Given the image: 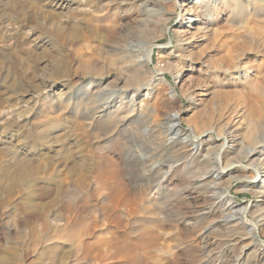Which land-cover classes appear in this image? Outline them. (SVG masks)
<instances>
[{"label":"rangeland","instance_id":"1","mask_svg":"<svg viewBox=\"0 0 264 264\" xmlns=\"http://www.w3.org/2000/svg\"><path fill=\"white\" fill-rule=\"evenodd\" d=\"M33 1L38 11H59L50 0ZM194 1L180 5L179 0H153L149 6L170 10V14L164 22L160 19L157 25H152L141 15L140 0H113L106 25L97 23L100 33L113 24L131 36L125 42L108 43L93 36L74 42L66 40L74 29L79 35L85 33L86 22L97 29L96 22L87 18L92 9L90 4L85 6L87 0H71V14H64L62 9L61 14L50 18L16 12L10 9L14 0H0V47L18 44L24 54L33 53L39 76L48 73L59 59L66 62L70 85L82 92L78 107L80 138L77 137L80 156L95 158L90 167L80 170L81 199L72 207L77 213L65 201L48 206V222L60 230L43 233L29 227L39 225L42 219L20 210L28 182L15 193L2 192L0 264H196L205 257L199 253L203 246L208 243L221 246L229 234L220 223L209 226L221 214L220 209L205 215L195 212L196 206L203 205L208 198L207 186L201 187L199 183L197 186L198 180L210 184L214 179L216 186L228 194L222 203L244 208L246 221L264 242V201L248 182L251 176L261 178L262 172L256 168L264 158V151L246 156V150L256 141L264 143V0H228L212 23L200 11L192 12ZM83 10L89 14L84 16ZM233 13L238 17L234 21ZM181 14L184 18L177 23ZM191 14L197 19L189 22ZM156 18L152 15L147 19ZM55 29L61 33L56 35ZM133 53L141 56L137 57L142 60L140 80L148 84V93L140 90L128 103H122L117 115L128 118L124 124L106 128L103 125L106 115L91 110L99 103V95L133 81L132 73L126 69ZM98 75H105L106 80L96 87L92 81ZM54 79L61 82L63 76L56 74ZM44 97L46 90L33 96L24 93L18 103L0 110V138L4 121L11 125L5 131L13 132L18 126L27 128L29 121L40 119L35 118V112L44 107L41 103ZM125 100L128 98L123 95L122 101ZM30 104L31 111L24 113ZM130 108L132 111L127 110ZM48 113L56 115L55 119L63 114L60 109ZM170 114H176L179 129L175 136L176 151L166 156L167 163L158 169L166 171L165 178L154 184L157 170L146 171L149 176H144L135 154L163 139L165 118ZM187 135L195 139L193 151L182 145ZM222 136L228 138L229 146L221 153V165L236 162L238 168L229 175L215 170L205 175L210 166L206 160L217 152ZM57 150L58 144L49 153L55 154ZM152 155L150 161L161 157L160 152ZM61 167L56 168H60L59 175L64 177L67 170ZM113 184L117 187L127 184L125 194L118 188H108ZM50 198L48 195L37 200ZM260 214L263 218L259 222ZM73 221L76 222L73 228H64L66 222ZM239 246L224 258L231 259ZM252 257H243L242 264H255ZM134 259H139L138 263Z\"/></svg>","mask_w":264,"mask_h":264},{"label":"bare ground","instance_id":"2","mask_svg":"<svg viewBox=\"0 0 264 264\" xmlns=\"http://www.w3.org/2000/svg\"><path fill=\"white\" fill-rule=\"evenodd\" d=\"M70 1L71 0H50V3H52L53 6L59 8V11L53 13H45L42 11H38L37 8L38 6L34 4L33 0H14V5L11 6L10 9H14L16 12L18 11L20 13L25 12L26 15L34 14V13L35 15L43 14L45 18H50L51 16L54 17L55 15L61 14L62 9H64L63 10L64 14L65 13L66 15L71 14L72 8L69 7ZM164 1H171V0H164ZM172 1H176V0H172ZM179 1H180V5H185L186 3L191 2L192 0H179ZM198 1L199 0L194 1L191 7L192 12L194 13L196 11H200L202 17L206 21L208 22L211 21L212 23L216 19L217 13L222 11V9L224 8V3L227 4L228 0H222L223 2L222 4L218 3L221 0H200V2ZM111 2H113V0H107L106 2H101L98 0H87V2H85V6L88 4L91 5L92 8L91 13L89 14L86 10H83L82 13L84 16L88 14L90 15V17L87 18H91V21L96 22L95 23L96 25L95 24L94 25L97 27V29L94 28L93 24H90V22H86L84 23L86 28L85 33H80L79 35L78 31L74 29L66 40L69 42H74L77 41L78 39L83 38L84 36L86 37L93 36V38L105 40L108 43L127 41L131 36L130 32L126 30L118 29L113 24L111 25L109 24L110 26L107 27L105 31H101L100 33V28H98V24H101V26L106 25L105 22L107 20L108 13L110 11L109 5L111 4ZM151 2H153V0H140L139 4L141 6L140 7L142 13L141 15H143L144 19L150 22V24L152 25H157L160 19L162 22H164L168 17V15L170 14V10L168 11V10H163L160 7L154 8L153 6H149ZM152 15H154V17L158 16V18L147 19L149 16ZM194 16H195L194 14L190 15L189 22H192L193 20L197 19V17ZM182 18H184V14L180 15V19L177 23L182 22L181 20ZM235 18L238 17H236L235 13H233L232 21H234ZM60 33L61 32L59 29L55 31L56 35ZM128 50H133V49L129 48ZM121 55L124 56L123 53ZM131 56H133L131 57V59L132 58L133 59L130 60L128 57L130 61L129 63L127 64L125 63V64L127 66L126 69L130 71V73H132L133 81L124 82L123 88H116V87L111 88L109 93L99 95V100H98L99 103L96 104L94 108L92 107L93 109L91 110V112L97 110V112L100 113L102 112L103 115H106L105 116L106 119L104 118L105 122L104 124L102 123L103 125L106 126V128L112 129L117 127V124L120 123L124 124V120L128 118L125 115L120 116V113L119 115H117V113L121 109L122 103H128L129 100L133 99L132 96L139 93L140 90L144 89L145 90L144 93H148V89H146L148 84L140 80L139 69L142 66V60L138 59L137 57H141V56L135 53L131 54ZM35 58L36 56L33 53L26 52L24 54V52H22V47L18 44L11 47L4 45L0 47V110H3L4 108L9 107L14 103H18L21 100L22 94L24 93L33 96V94L37 93L38 91L46 90V97H44L41 101L44 107L38 109L35 112L36 117L34 116L35 118L38 117L40 119H36V120L33 119L29 121L27 128L24 126H18V128H16L15 131L13 132L5 131L11 126L9 122L4 121L2 123L3 127L1 132L3 133V136L0 138V206L2 205V201H3L2 199H4L2 192L6 193V192L14 191L15 193L17 191V188L22 187L24 184L28 182L27 183L28 187L26 188L27 196L20 204L19 206L20 210L24 214L33 216L35 218L36 217L41 218L42 221L39 223V225L33 224L32 226L29 227L32 229H38L40 232L46 233L51 230H56V231L60 230V227L52 226L48 222V215L50 213L49 212L50 208L48 209V206L49 207H51L52 205L58 206L61 204V202L65 201L69 206V208L71 207V209L73 210L72 207H74V204L80 203V199H81L80 179L83 178L82 177L83 175L82 176L80 175V173H82L80 172V170L90 167L92 165L91 160L95 158L91 159L89 157L91 160H88V159H83L80 156V143L78 139L80 138L79 137L80 110L78 111V107H80V102H81L80 99L82 92H80V88L73 89L72 86L70 85L71 78H69V69L65 64L66 62L63 59H59L58 61H56V64H54V67H52L51 69L49 68L48 73L44 72L41 73V75L39 76L36 75V71L38 68L36 66ZM56 74H60L63 76V80L61 82H57L54 79V77H56ZM105 78H106L105 75L99 76L97 79L92 81V85L96 87L101 86L102 83L105 82L106 80ZM122 81L123 79H121L119 82L122 83ZM56 94H59L58 95L59 97H55ZM62 95L63 97H61ZM123 95L127 97L128 100L122 101ZM117 101L121 103L116 105ZM94 102H96V100H94ZM30 105L31 107L28 109V111L25 110L26 112L24 113H28L31 111L32 104ZM28 107L29 106H27V108ZM58 109H60L63 112V114L58 115V119L54 118L56 115H54V117H52L53 115L51 116L49 115L48 112L54 113L57 112ZM127 110L132 111V108ZM18 116L21 117L22 113H19ZM165 122L167 123L164 124L166 125L165 126L166 128L164 127L165 130L163 131V133H161L163 134L162 135L163 139L157 140L154 144L152 143L153 144L152 146L151 145L147 146L141 154H135L136 155L135 161L137 162V165L140 166V168L142 169L144 176L148 174V172L146 171L152 172V170H157L156 171L157 176H155L156 178L153 181L154 184H159L161 180L165 178L166 171L162 172L159 171L158 169H160L163 165L167 163L166 156H169L172 152L176 151L174 150L176 143L175 136L178 134V130H179L176 120V114H170L169 116H166ZM220 138L222 142L218 146L217 152L210 158L208 157V160H206V163L208 162L210 166L209 168L207 167L208 169H205L204 172L205 175L208 174L211 170L219 171L220 174L225 173L229 175L232 171H234V169L236 170L238 168L236 162L226 161V163L221 165V161H220L221 153L225 151L226 147L229 146L227 145L229 140L226 136H222ZM194 140L195 139L193 137L187 135L186 139L184 140L185 144L182 145H184V147H188L187 150L193 151L195 147ZM259 142L260 141H256L252 147L246 150V156L249 155L253 156L255 154L260 155L261 153H263L264 143H259ZM57 144H58L57 152L54 151L55 154H50L49 153L50 150L52 151L54 146H56ZM97 148L99 149V147ZM154 152H160L161 157L159 159L156 160L152 159V161H150L153 156L152 154ZM127 154L129 155V153ZM125 157L127 158L128 156ZM57 165H61L62 166L61 169L67 170L66 171L67 173L65 174L66 176L60 177L59 174L61 170L60 168H56ZM256 169H260V171L262 172L261 178L258 179V178H254V176H251L248 179V182L251 187L255 188L256 192L261 197V201H264V158L261 159V162ZM42 178H44V180L38 181L39 179L41 180ZM143 179H145V177ZM115 183L117 184V182ZM198 183L199 186L201 187L203 184L207 186L206 191L208 194V198L205 199L203 205L198 204L199 206L198 207L196 206L195 212L197 213V215H205L220 209L221 214L216 218L214 217V219L210 222L209 226H213L220 223L226 228V232L229 234L227 235V237H225V240L223 241L221 246L213 247V246H209L211 243H208V246H203L200 249V251L198 250L200 255H203L205 257L204 259L198 261L196 264H242L241 259L243 257H247L248 255L253 256L252 258H254L255 264H264V244H263L264 242H261L262 239L260 238L258 233L254 230L253 226L246 221L245 209L240 207L234 208L235 205L229 202L223 204L222 203L223 197L228 196V194L225 190H222L220 189V187L216 186L217 183L215 182L214 179H211L210 184L207 182L204 183L202 181L200 183V180H198V182L196 183L197 186ZM125 185L121 184L119 187H117L115 184H113L110 185L108 188L111 190L113 189L115 190L116 188H118L117 191H120V193L124 195L126 192ZM48 195H51V198L48 199L47 201L37 200V197H43V196L45 197ZM9 197L10 196H8V199ZM110 202L108 203L110 204ZM110 210L112 211V209ZM259 212L257 213L259 214ZM76 215L77 214H75V216ZM257 217H258L257 221L259 222L263 218L261 214L258 215ZM117 218L119 217L116 216V219ZM75 225L76 222L72 224L66 222V224L63 226L64 228H66L67 226L73 228ZM110 225L112 224L110 223ZM128 244L131 243H127V246ZM238 245L240 246L236 255H234L231 259L226 260L224 257L228 256L231 253L232 249L234 247H237ZM131 247L130 249L129 248L127 249L131 250ZM49 251L52 252L51 250ZM53 251L56 252V249ZM49 255H51V253ZM139 255L140 254H138L137 256ZM138 260L139 259L135 260L136 263H138Z\"/></svg>","mask_w":264,"mask_h":264}]
</instances>
